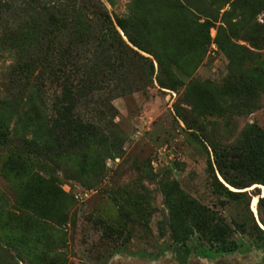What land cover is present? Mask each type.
Wrapping results in <instances>:
<instances>
[{
	"label": "rangeland",
	"instance_id": "obj_1",
	"mask_svg": "<svg viewBox=\"0 0 264 264\" xmlns=\"http://www.w3.org/2000/svg\"><path fill=\"white\" fill-rule=\"evenodd\" d=\"M104 2L113 17L127 16L130 0ZM181 5L211 23V42L188 44L177 63H155L171 89L141 81L114 100L122 142L106 152L103 172L85 171L82 156L53 161L42 154L23 155L12 169L14 144L0 145V264H264V233L255 226L264 231V186L249 189L248 209L246 198L215 191L209 166L211 142L231 146L252 123L264 129V0H156L148 4L149 31ZM13 60L0 54L3 86ZM242 76L248 86L227 88ZM60 86L41 82L47 96ZM174 182V198L184 194L205 208L216 218L210 230L224 225L234 250L218 251L197 231L186 241L175 236L166 201Z\"/></svg>",
	"mask_w": 264,
	"mask_h": 264
},
{
	"label": "trees",
	"instance_id": "obj_2",
	"mask_svg": "<svg viewBox=\"0 0 264 264\" xmlns=\"http://www.w3.org/2000/svg\"><path fill=\"white\" fill-rule=\"evenodd\" d=\"M152 2L156 0H130L127 16L113 17L104 0H0V30L4 31L0 54L14 59L4 86L0 84V145L14 144L16 149L8 166L17 168L18 160L30 154L53 161L82 156L88 161L85 171H104L106 152L122 142L114 100L139 90L141 81L171 89L155 63L161 69L165 57L177 63L188 44L206 48L211 42V23L200 22L184 5L166 11L152 34L148 29ZM187 35L190 42L184 39ZM47 80L60 83L57 94L47 96L42 90L41 82ZM249 84L242 76L227 88ZM197 131L192 133L204 143ZM209 147L215 191L232 201L246 198L249 209V189L264 186V129L252 123L235 144L211 142ZM95 152L99 155L92 158ZM178 190L175 182L166 188L175 236L186 241L197 231L216 241L218 251L234 250L226 227L217 223L210 230L209 222L216 218L184 194L174 198ZM262 206L264 194L259 198ZM255 226L264 233L256 222Z\"/></svg>",
	"mask_w": 264,
	"mask_h": 264
},
{
	"label": "bare ground",
	"instance_id": "obj_3",
	"mask_svg": "<svg viewBox=\"0 0 264 264\" xmlns=\"http://www.w3.org/2000/svg\"><path fill=\"white\" fill-rule=\"evenodd\" d=\"M230 188L233 189V190H235V188H233L231 186H230ZM257 204H258V197H254V199H253V207L255 208V210H256V205Z\"/></svg>",
	"mask_w": 264,
	"mask_h": 264
},
{
	"label": "water",
	"instance_id": "obj_4",
	"mask_svg": "<svg viewBox=\"0 0 264 264\" xmlns=\"http://www.w3.org/2000/svg\"><path fill=\"white\" fill-rule=\"evenodd\" d=\"M122 34H123V36H124V33L122 32ZM124 38H125V40H127V38L124 36ZM128 41V40H127ZM128 43H130L129 41H128ZM144 54H145V52H143ZM148 56V55H147Z\"/></svg>",
	"mask_w": 264,
	"mask_h": 264
}]
</instances>
